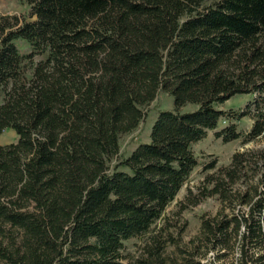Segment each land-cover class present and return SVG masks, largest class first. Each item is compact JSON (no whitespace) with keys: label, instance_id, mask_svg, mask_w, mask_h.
Returning a JSON list of instances; mask_svg holds the SVG:
<instances>
[{"label":"trees","instance_id":"obj_1","mask_svg":"<svg viewBox=\"0 0 264 264\" xmlns=\"http://www.w3.org/2000/svg\"><path fill=\"white\" fill-rule=\"evenodd\" d=\"M26 4L28 18L0 15V137L17 135L0 145V264H264V148L206 167L177 213L219 201L196 237L165 217L209 133L264 142V0ZM159 94L174 110L121 158ZM237 96L245 110L221 109Z\"/></svg>","mask_w":264,"mask_h":264},{"label":"rangeland","instance_id":"obj_2","mask_svg":"<svg viewBox=\"0 0 264 264\" xmlns=\"http://www.w3.org/2000/svg\"><path fill=\"white\" fill-rule=\"evenodd\" d=\"M29 14L30 9L26 4V0H0V15L2 16L23 19L28 18ZM250 100L251 97L249 96H237L222 105L221 109L232 113H239L245 110ZM173 110L174 104L172 97L166 94H159L157 99L145 110L146 117L139 129L133 134L122 138L120 142V157H129L140 144L149 142L152 126L159 114L163 111ZM193 110H195L194 107L183 109L185 112ZM227 125V123H223L222 127H226ZM252 125L253 122L250 119H244L238 124V129L241 134L244 135L251 130ZM214 133L215 132L209 133L204 141L194 146V152L198 158L199 167L193 172L190 180L180 192L176 201L168 208L165 215L166 219L172 225V230L170 232L175 236H178L180 234L179 230L186 225L184 232L179 235L183 243L196 237L200 229V218L203 214L215 215L221 208L219 201L211 198L205 200L196 207L189 208L182 213V215L177 216L180 204L185 202L188 193L191 191L197 195L206 176L214 172H206V167L211 163H216L217 169L226 167L230 164L235 153L256 151L264 148V142L262 140L247 145H243L240 140L224 144L222 141L217 140L214 137ZM16 141L17 135L11 130L4 132L0 137L1 146L10 145ZM164 225V220L159 221L157 224V230H160ZM144 242L143 239L130 241L126 245V253L137 257ZM172 250L171 247L168 248V251Z\"/></svg>","mask_w":264,"mask_h":264}]
</instances>
